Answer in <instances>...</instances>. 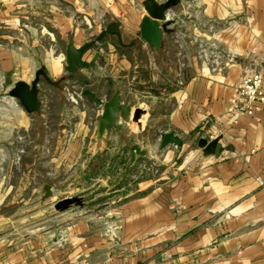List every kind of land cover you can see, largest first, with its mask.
<instances>
[{
  "label": "crops",
  "instance_id": "obj_1",
  "mask_svg": "<svg viewBox=\"0 0 264 264\" xmlns=\"http://www.w3.org/2000/svg\"><path fill=\"white\" fill-rule=\"evenodd\" d=\"M143 1L0 0V264H264V104L231 110L242 77L264 80V0H180L159 51L139 38ZM110 23L120 34L85 50L86 66L68 75L69 41L80 47ZM211 41L217 57L202 56ZM38 69L58 84L39 83L41 109L29 114L8 91ZM72 81L105 100L119 90L122 103L146 107L142 135L173 132L181 146L159 142L155 154L136 143L154 172L126 174L131 122L117 117L121 129L97 141L101 109L68 103ZM214 138L218 155L198 146ZM110 182V196L93 187ZM46 185L49 198L82 203L54 215Z\"/></svg>",
  "mask_w": 264,
  "mask_h": 264
},
{
  "label": "water",
  "instance_id": "obj_2",
  "mask_svg": "<svg viewBox=\"0 0 264 264\" xmlns=\"http://www.w3.org/2000/svg\"><path fill=\"white\" fill-rule=\"evenodd\" d=\"M180 0H144L141 5L144 9L145 15L142 17L139 26V38L145 43L152 46L156 51L160 50L161 37L163 33H170L172 29L169 26L174 22L169 19L167 13L171 8L177 6ZM112 34H120L118 23H110L102 29L90 41L84 43L80 47H74L72 41L66 46L65 57L66 65L65 71L68 75L74 74L78 69L84 68L86 63L82 60V54L85 50L91 48L93 45ZM45 81L48 84L57 85V82H52L42 69H38L30 84L23 81L15 82L8 91V96L14 98L22 106L26 113H39L41 103L39 99V83ZM82 97L100 107L101 112L97 117L96 140H104L105 134L112 128L121 129V126L116 123L117 117L128 119L131 122V127H134L139 132H142V118L147 114L146 107L131 108L130 106L121 102V95L119 90H115L113 94L106 100L97 97L88 89L81 91ZM219 138H214L210 141L206 139H199L198 146L203 151H213L218 155ZM182 140L173 132L164 133L160 139V149L168 145L180 147ZM45 198L51 196L50 187H44ZM82 200L78 197H66L54 204V209L58 211H65L72 205H80Z\"/></svg>",
  "mask_w": 264,
  "mask_h": 264
},
{
  "label": "rangeland",
  "instance_id": "obj_3",
  "mask_svg": "<svg viewBox=\"0 0 264 264\" xmlns=\"http://www.w3.org/2000/svg\"><path fill=\"white\" fill-rule=\"evenodd\" d=\"M71 85H73V86H75L76 88H78V89H80L81 87H80V84L79 83H77V82H71L70 83ZM65 85H67V84H65ZM64 85V86H65ZM68 87V89H72V87L71 86H65L64 88H63V91H64V89L65 88H67ZM113 91L114 90H112V91H110V96L112 95V93H113ZM149 92H151L152 93V91L150 90ZM153 94V93H152ZM64 95H65V98H66V94H65V91H64ZM66 101L69 103V101L67 100V98H66ZM72 105H74V104H72ZM162 119V118H161ZM160 117L158 116L157 117V119H156V122H155V129H157V128H159V127H162L163 126V123L162 122H160ZM157 126H159V127H157ZM132 132H127V134H128V136L127 137H125L122 141L126 144V145H128V147H130V152H132L133 153V155H134V157L133 158H131L130 160H127L128 159V157L129 156H125L126 158H125V162L127 163V164H129L128 163V161H130L132 164L131 165H128V166H125V169H126V171H125V173L126 174H129L130 176H138L137 174H138V172H146V173H151V172H154V169H153V165H152V162H151V160L150 159H148L147 158V152H145L143 149H141L140 150V148H138V147H135L136 146V143H139V142H141V141H143V143H145V144H148V146H150V144L153 146V150H154V153L156 154L157 152H158V149H157V143H159L160 142V139H161V137H159V135H157V137L155 136V135H153L154 133H150V134H148L147 136L146 135H142V133L141 132H137V130L136 129H134V127H132ZM114 141H120V139L119 138H115V140ZM126 145H123V147H126ZM121 152L119 151V154H120ZM119 159H122V157H119L118 158V160L116 161L117 162V164H115L114 166H115V168H117V169H122V165L120 164V161L121 160H119ZM124 161V160H123ZM144 167V168H143ZM112 170V171H114L112 174H114L115 173V175L116 174H119V176L120 175H122V171H119V170ZM74 170V168L72 167L71 168V170L70 171H73ZM103 173H109L110 174V172H108V171H104ZM118 176V175H117ZM115 177V176H114ZM115 180V182H118L117 181V178H115L114 179ZM122 181V180H121ZM113 184H114V182H110V183H108V186L107 187H109V190H106V188L107 187H101V186H98V185H95V186H93L95 189H96V192L97 193H104V192H109V196L110 195H112L113 193V189H116L117 187L114 185L113 186ZM116 184V183H115ZM104 196H102V197H104L103 199H99V198H97V199H99V200H97V199H94V198H91V196L89 197H86V200L88 201V202H90V205H96V204H98V203H101L103 200H105L106 198L105 197H107V195H105V194H103ZM61 196H64V194H60V195H58L56 198H48V205H50L51 207H50V210H51V212L53 213H55L54 215H56L57 213H59V212H63V211H58V210H55L54 209V204H55V202H57V201H59V200H61V199H63V198H61ZM68 197V196H67ZM72 197H77V196H72ZM64 198H66V197H64ZM71 208H75L76 207V205H72V206H70ZM69 207V208H70ZM68 208V209H69ZM66 211V210H65ZM56 217V216H55ZM29 221H28V224H32L36 219H28Z\"/></svg>",
  "mask_w": 264,
  "mask_h": 264
},
{
  "label": "built area",
  "instance_id": "obj_4",
  "mask_svg": "<svg viewBox=\"0 0 264 264\" xmlns=\"http://www.w3.org/2000/svg\"><path fill=\"white\" fill-rule=\"evenodd\" d=\"M189 7V5H188ZM189 8H186L188 10ZM191 14L188 11L185 12L184 23L189 20ZM196 18V16H194ZM196 26V24H193ZM197 40H200L199 37ZM200 52L204 57H217V47L215 42H209L207 45L201 44ZM225 59L227 62L233 60L232 54H226ZM72 89L65 88L66 98L71 104H78L79 101L83 99L81 95V89L70 85ZM105 100V99H103ZM264 104V80L259 72H254L252 74L246 75L241 78L239 84L235 90V100L231 106V110L234 113H243L246 115H253L259 111L260 107ZM259 180V179H258Z\"/></svg>",
  "mask_w": 264,
  "mask_h": 264
}]
</instances>
